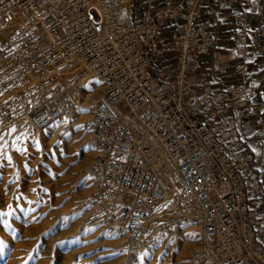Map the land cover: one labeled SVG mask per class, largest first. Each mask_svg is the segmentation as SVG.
Listing matches in <instances>:
<instances>
[{"label":"built area","instance_id":"obj_1","mask_svg":"<svg viewBox=\"0 0 264 264\" xmlns=\"http://www.w3.org/2000/svg\"><path fill=\"white\" fill-rule=\"evenodd\" d=\"M141 1L134 11L133 0H0V130L24 121L55 137L73 127L91 75L102 95L82 172L90 188L83 228L117 234L135 263L191 224L200 237L186 264H264L261 224L245 203L250 160L238 127L216 124L223 110L246 108L254 95L264 101V86L254 94L243 80L248 39L264 35V26L252 32L245 10L233 14L240 79L215 89L195 76L199 54L216 43L198 22L202 0ZM166 19L176 23L170 36L160 32ZM167 54L174 64L155 67ZM171 182L176 213L166 216Z\"/></svg>","mask_w":264,"mask_h":264},{"label":"bare ground","instance_id":"obj_2","mask_svg":"<svg viewBox=\"0 0 264 264\" xmlns=\"http://www.w3.org/2000/svg\"><path fill=\"white\" fill-rule=\"evenodd\" d=\"M17 29H18V26H14L11 28V31H17ZM86 75L89 78V81H88L89 88H86L84 90V93L81 97V102L77 104L78 106L75 109V111L73 112V116H74V114H76L75 112L77 110V115L74 116V118L77 117L75 120V124L73 127L63 129L61 132L58 133L59 136L63 133H66V132H70L71 133L70 136L73 135L72 139L69 140L68 138L70 136H66L65 140H64L65 141L64 142V149L66 151V155L69 156V157H67V161L62 162V164L57 162L56 158L53 155L52 149H51L52 145H51L50 141L52 138L51 137H50L51 139L50 138L49 139L42 138L41 148L43 149V151L41 150L42 156L40 158V164H41L40 169L42 171V175H40V176L43 178L44 185L49 187L55 195H56V193H58V190L64 191V193L61 194V196H62L61 202L64 200V205H69V204L73 205L76 203L80 204V202H82L85 199V197H88V193L90 192V188H88L87 183L83 180L77 181L78 183L74 182V183L69 184V182L72 181L74 178L82 177L83 170H85L88 167V165L90 164L91 149H90V146L85 141L87 140L88 134H90L89 133V127L91 129L94 102L97 101V99L101 95V91H102V86H101L100 82L98 81V79L91 78V75H89L87 73H86ZM124 113H126V111H124ZM127 115L129 117H131L129 115V113H127ZM23 126H25L24 121H20V123L15 125V127L19 131L23 130V128H24ZM2 132H3V130H0V133H2ZM63 138H61V139H63ZM61 139L59 140V142H62ZM30 149L36 155H38V153L40 151L38 148H35L33 146H31ZM20 157H22V155ZM34 157H35V155H34ZM19 160H21V159H19ZM58 163L60 164L59 167H57ZM166 164L168 167H170V168L172 167L171 164L169 163V161H167V160H166ZM53 165H55V166H53ZM50 167H57V170L62 169L64 172V175L57 174V177L55 178V180L53 178H50L49 176H47L48 174L46 175V173H45L46 170L49 169ZM4 175H6V174L4 173ZM2 177L3 178H1V180H0V189L1 190L5 186V177L4 176H2ZM28 179L27 178L24 179V181H23L24 187H25V185H27V183L29 181ZM31 181H32V175H31ZM24 187H23V190H24ZM28 191L29 190H27V192ZM8 192H9V190H8ZM23 192H25V191H23ZM61 196H59V197H61ZM15 197L13 196V198H15ZM1 202H2V200H1ZM46 202H47V199H46ZM3 204L5 205V202H3ZM57 205H58L57 201H54L52 206H49V205H47V203H44L43 206H41V207L44 211L47 212V216H49L52 214H56L61 210L60 208H62V207L58 208L59 206L57 207ZM176 205H177V184L176 183L172 184V182H171L170 190H169V196L167 197V199L165 200L164 205H163L164 215L170 214V213H172L171 214L172 216L175 215ZM41 207H40V209H41ZM34 213H32V214H34ZM65 213H67V212H65ZM19 215L20 216H18V217L11 216V217L5 218L7 220V226H5L4 228L3 227L0 228V238H3L6 235L8 238L6 242L3 241L5 247L3 249V254L0 255V264H28V263H30L31 259L33 257L30 259V257L27 255L28 250H30L29 248L33 247L38 242H42L41 245L40 244L39 245H40V248L43 249L42 252H44V253H43V257L41 259L39 258L40 260H39V263H37V264H45L46 263L45 254L54 248V247L52 248V241L53 240L52 241L48 240V239H46L47 237L45 236V231L51 228V223H50L49 219H47V217H44V218L42 217L40 220L35 219L34 217L27 216V214H25V212L24 213L21 212ZM29 215H31V214H29ZM83 216H84L83 212H81L80 215L79 214L71 215L69 217V220H68L69 222L67 225H65L66 228H64L65 230L63 232H67V233L73 232V229L77 226V224L80 221H82ZM85 216H87V215H85ZM1 217H0V220H1ZM188 228H196L197 229V227H195L193 225L189 226ZM57 229H58V231H60L59 228H57ZM10 231H13L15 234H10V236H8V234L11 233ZM75 231H78V230L76 229ZM74 233L69 235V237L73 238V236H75ZM65 234L63 233V235H65ZM59 235L61 236L62 232ZM4 239H2V240H4ZM56 239H58V238H56ZM2 240H0V241H2ZM55 241H53V242L55 243ZM164 241L165 240H163L161 243H159L157 246H155L157 248L155 250V253H153V254L151 253L148 255V254H146V252L141 251L136 258V262L132 263V262L127 261L126 254L122 252L123 251V248H122L123 240L121 238H119V236L117 234L114 235V234L106 233L104 231H101L100 228L92 229V230H84L83 237H82L81 241H73V242H75L74 243L75 245H73V250H71V251L69 250L68 252H64L62 254L59 253L58 260L56 258L55 264H67L71 261L74 262L75 258H77V257H80V260H81V256H84V255L90 256L93 259L95 257H102V258L108 257V258H110L109 260L107 259L108 261L103 263V264H184L189 252H191V248L195 247L198 244L199 238L194 233H190V234L183 233V236L181 237L179 245L173 251L171 248H168L167 250H165L163 248L164 247L163 246ZM64 242H67V241H64ZM54 246H55V244H54ZM65 246H66V244H65ZM56 248H57V246H56ZM58 249H60V248H58ZM53 253H55V252H53ZM20 254H25V257L19 258ZM160 257L164 258V261L159 262L158 260L160 259ZM50 260H51V258H50ZM142 261H143V263H142ZM73 262L71 264H73ZM81 262L82 261H80V263ZM34 264H36V263H34Z\"/></svg>","mask_w":264,"mask_h":264},{"label":"crops","instance_id":"obj_3","mask_svg":"<svg viewBox=\"0 0 264 264\" xmlns=\"http://www.w3.org/2000/svg\"><path fill=\"white\" fill-rule=\"evenodd\" d=\"M183 0H170L172 4ZM165 0H158L163 5ZM141 0H133V10L144 7ZM245 10L250 30L255 32L264 26V0L250 3L230 0H202L199 24L206 25L216 35V43L198 57L197 79L211 81L213 88H222L240 79L233 74L235 57L232 49L233 14ZM175 21H163L161 33L170 36ZM174 56L167 54L155 61V67L172 66ZM246 88L256 94L264 86V35L252 33L248 39V56L243 76ZM216 124L221 128L237 126L241 138V153L249 158V179L246 183V206L254 212L261 224L257 239L264 245V101L257 94L246 108L225 109L219 114ZM255 149V151H253Z\"/></svg>","mask_w":264,"mask_h":264},{"label":"rangeland","instance_id":"obj_4","mask_svg":"<svg viewBox=\"0 0 264 264\" xmlns=\"http://www.w3.org/2000/svg\"><path fill=\"white\" fill-rule=\"evenodd\" d=\"M88 81H89V79L86 81V83L84 85V87H86V88H89ZM101 95H102V91H101ZM101 95L99 96V98L101 97ZM80 102H81V99H80L79 103ZM95 103H96V101L94 102V104ZM93 108H94V105H93ZM75 113L76 114H74V116L77 115V110ZM76 118L77 117H75L74 119L76 120ZM91 125H92V123H91ZM23 127L24 128L21 131L17 130L16 127H11V128H7V129H3V132L0 133V180H1V178H3L2 176L5 177V186L2 189L3 191L0 189V203H1L0 204V213H5V216L3 215L4 217L0 216L1 217L0 228H2V227L4 228L5 226H7V220L5 218L11 217V216L18 217V216H20L19 214L21 212H23V213L25 212V214H27V216H31V217H34L35 219H39V220L42 217L43 218L47 217V219H49V221L51 223V228L45 231V236L47 237L46 239L51 240V241L52 240L53 241L56 240V241H55V243L52 241V248L53 247L54 248L50 250L51 252L49 251L50 253L48 252L45 254V261H46L45 264H55L56 258L58 260L59 253L62 254L64 252H68L69 250L70 251L73 250V245H75L74 244L75 242H73V241H81V239L83 237V232H84V230L87 229V228H83L82 221H80L77 224V226L73 229V232H71V233L63 232L65 230L64 228H66L65 225L68 224V222H69L68 220H69V217L71 215H77V214L80 215L81 212H83V214H84V209H85L87 197H85V199L82 202H80V204L76 203L73 205L72 204L64 205V200L61 202V199H62L61 194H63L64 191L58 190V193H56V195H55L49 187L44 185L43 178L40 176V175H42V171L40 169V166H41L40 158L42 156V151H43V149L41 148V144H42V138L49 139L51 136L46 131L36 132V131L31 130L26 125ZM12 129H15V131H12ZM61 131L62 130H60L59 132H61ZM90 132H91V129L89 127V133ZM70 134H71L70 132H66V133L61 134L60 136L58 134L55 137H51L52 139L50 138L51 139L50 142L52 145L51 149H52L53 155L56 158V161L61 163V164H62V162H66L67 157H69L68 155H66V151L64 149V142H65L64 140H65V137L70 136ZM89 135L90 134H88L87 140L85 141V142H87V144H88ZM72 136L73 135H71L68 139L69 140L72 139ZM61 138H63V139H61ZM60 139L62 142H59ZM30 145L35 147V148H38L40 150L38 155H36L30 149V147H31ZM21 155H22V157H20ZM34 155H35V157H34ZM19 159H21V160H19ZM59 163H58L57 167L60 166ZM55 165H53V166H55ZM57 167H50L49 169H47L45 172L46 175L48 174L47 176H49L50 178H53L54 180L57 177V174L64 175L63 170L62 169L57 170ZM4 173L6 175H4ZM31 175H32V181H31ZM26 178L27 179L29 178L28 179L29 181H28L27 185H25V187H24L23 181ZM82 180H83L82 177L74 178L72 181L69 182V184L74 183V182L78 183L77 181H82ZM23 187H24V190H23ZM8 190H9V192H8ZM27 190H29L28 191L29 193L27 192ZM23 191H25V192H23ZM89 194H90V192L88 193V196H89ZM13 196L14 197L16 196L15 197L16 199L13 198ZM59 196H61V197H59ZM46 199H47V202H46ZM1 200H2V202H1ZM52 201L53 202L57 201V204H58L57 207L59 206L58 208H60V207H62V208H60L61 210L58 213L47 216V212L44 211L41 206H43L44 203H47V205L52 206V204H53ZM3 202H5V205L3 204ZM40 207L42 210L40 209ZM65 212H67L68 214ZM32 213H34V214H32ZM29 214H31V215H29ZM171 214L172 213L165 214V215L166 216H172ZM82 220H83V218H82ZM189 226H191V224L179 226V227L173 229L172 231H170L165 236V238L163 239V240H165L164 244H163V246H164L163 248L165 250H167L168 248H171L172 251L175 250L180 243V240H181V237L183 236V233H185V234L194 233L199 238L200 237L199 230L196 228H188ZM57 228H59L60 231H58ZM76 229L79 232L75 231ZM10 232L11 233H9L8 236H10V234H15L13 231H10ZM61 232H62V235L60 236L59 234H61ZM63 233L64 234L66 233V234L63 235ZM72 233H74L75 236H73V238H70L69 235H71ZM55 237L58 239H56ZM2 239H4V240H2ZM7 239H8L7 235L4 236L3 238H0V240L5 241V242L7 241ZM64 241H67L68 243L64 242ZM41 243L42 242H38L33 247L29 248L30 250H28L27 255L30 257V259L32 257L33 258L31 259V262L28 264H34V263L37 264V263H39V260L43 257L44 252H42L43 249L40 248ZM54 244H55V246H54ZM65 244H66V246H65ZM56 246H57V248H56ZM195 247L191 248V252ZM58 248H60V249H58ZM156 249L157 248L155 247V248H152L150 250H144L143 252H146V254L149 255L151 253L152 254L155 253ZM52 251L55 253H53ZM122 252L125 253L124 249ZM191 252H189L184 264H186V262L188 261V258L190 256ZM86 256L87 255L81 256V260H80V257H77V258H75L74 262L71 261L67 264H71L72 262H73V264H75V263L76 264H98L99 262H100L99 264H103L110 259L108 257H103L104 259L102 257H95L93 259L90 256H87L88 258ZM23 257H25V254H20L19 258H23ZM50 258H51V260H50ZM80 261H82V262L80 263ZM158 261L159 262L164 261V258L160 257V259ZM142 263H143V261H142Z\"/></svg>","mask_w":264,"mask_h":264},{"label":"snow or ice","instance_id":"obj_5","mask_svg":"<svg viewBox=\"0 0 264 264\" xmlns=\"http://www.w3.org/2000/svg\"><path fill=\"white\" fill-rule=\"evenodd\" d=\"M12 131H15V129H12ZM253 151H255V149H253ZM3 215H5V213H0V216H3ZM4 247H5V245H4L3 241H0V255L3 254Z\"/></svg>","mask_w":264,"mask_h":264}]
</instances>
